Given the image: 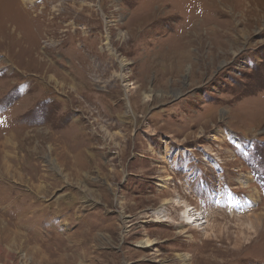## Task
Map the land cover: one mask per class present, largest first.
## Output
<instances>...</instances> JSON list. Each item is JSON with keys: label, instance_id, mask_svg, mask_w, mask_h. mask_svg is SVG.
Masks as SVG:
<instances>
[{"label": "rangeland", "instance_id": "1", "mask_svg": "<svg viewBox=\"0 0 264 264\" xmlns=\"http://www.w3.org/2000/svg\"><path fill=\"white\" fill-rule=\"evenodd\" d=\"M21 2L0 264H264V0Z\"/></svg>", "mask_w": 264, "mask_h": 264}, {"label": "bare ground", "instance_id": "2", "mask_svg": "<svg viewBox=\"0 0 264 264\" xmlns=\"http://www.w3.org/2000/svg\"><path fill=\"white\" fill-rule=\"evenodd\" d=\"M20 1H26V0H20ZM21 2V3H22ZM191 2V1H190ZM194 2V1H193ZM197 9V8H196ZM196 11H198V10H196ZM205 12V11H204ZM196 14V13H195ZM198 14V13H197ZM200 14V13H199ZM201 16H203V15H201ZM198 17V16H197ZM202 19H204V18H202ZM190 23V22H189ZM192 24V23H191ZM13 27V26H12ZM197 35V34H196ZM198 39V38H197ZM173 202V205H178V201H172ZM182 215H183V218H184V221H185V223L186 224H191L193 221H194V217H193V215L191 214V213H189V209L186 207L184 210H183V212H182ZM263 216V215H262ZM261 217V216H260ZM161 221H162V219H160ZM250 233V232H249ZM224 241V240H223ZM223 244V243H222ZM144 245L145 246H148L149 245V242L148 241H146L145 243H144ZM233 248H235V247H233Z\"/></svg>", "mask_w": 264, "mask_h": 264}]
</instances>
